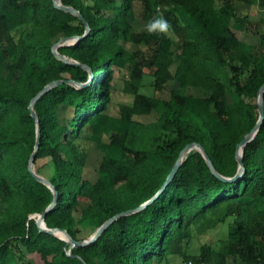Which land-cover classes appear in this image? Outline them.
<instances>
[{
    "label": "trees",
    "instance_id": "trees-1",
    "mask_svg": "<svg viewBox=\"0 0 264 264\" xmlns=\"http://www.w3.org/2000/svg\"><path fill=\"white\" fill-rule=\"evenodd\" d=\"M236 1H59L73 13L56 0H0V264H35L31 255L41 264H166L172 256L264 264V118L241 147L244 172L229 181L240 171L239 145L259 123L264 87V32L253 24L256 42L237 36L250 21ZM240 1L264 9V0ZM134 3L144 19L169 22L178 52L165 34L133 32ZM120 41L154 42V53L139 62ZM116 66H128L123 91L133 96L118 117L105 113ZM145 69L155 90L173 83L168 99L144 92ZM152 111L155 121L134 120ZM39 137L33 170L43 177L35 165L49 158V184L29 169ZM191 143L218 175L192 148L160 193ZM81 199L79 221L94 235L117 218L91 244L73 246ZM44 213L41 226L54 234L38 226ZM195 234L208 238L198 254L190 252Z\"/></svg>",
    "mask_w": 264,
    "mask_h": 264
},
{
    "label": "rangeland",
    "instance_id": "rangeland-1",
    "mask_svg": "<svg viewBox=\"0 0 264 264\" xmlns=\"http://www.w3.org/2000/svg\"><path fill=\"white\" fill-rule=\"evenodd\" d=\"M235 7L238 8L243 15H246L248 20L250 21V23L247 24L246 26V32L244 33L240 31L236 32L237 36L246 42H256L258 40L259 34H255V29L252 25L257 24L258 26H260L258 31L264 32V9L257 5L244 3L240 0H237L235 2ZM134 13H135V20L132 23L133 32L148 33L145 30V25H147L149 21L143 18L144 11L140 3H134ZM165 35L173 39L172 50L178 52L180 50V45L178 43L177 37L172 33L171 30ZM120 44L129 52H137L139 55L138 57L139 62H142L144 59L150 58L153 55L155 49L154 42L151 44H146L143 42H141L140 44H133L131 42L120 41ZM174 69L175 66L171 68L172 72L174 71ZM113 70H114V80L111 83L110 101L107 105V109L105 113L114 117H118L120 105L131 104L133 101V96L123 91V82L128 79V75L130 71L128 66H124V67L116 66L114 67ZM145 72L147 74L143 78L144 92L162 100L168 99L169 91L173 87V83L171 82L165 83L161 91L155 90L151 85V77L148 75L149 72L148 69H145ZM186 93L191 94L193 92L191 90H187ZM158 114H159L158 111H152L148 115L134 116V120L143 124H147L155 121L158 117ZM70 115H71V111L65 114V116L68 117ZM105 140H107L106 137ZM99 158L100 155L96 153L92 159V162L98 160ZM35 167L43 177L48 178L51 176L52 166L49 158H42L37 160ZM87 177L91 180H95L96 179L95 171H93L92 169H88ZM87 204H88L87 200L81 199L74 212V216L77 221L76 225L78 229V237L79 239H81V241H91L95 236L94 235L95 227L93 226V224H91L90 222L79 221L80 214L82 210L87 206ZM225 231L224 233H226ZM207 239H208L207 236L195 234L190 252L192 254H198L200 245L202 244V242H204ZM28 260H30L35 264H41V260L37 255L29 256ZM183 263L184 262L180 257L172 256L169 258L166 264H183Z\"/></svg>",
    "mask_w": 264,
    "mask_h": 264
},
{
    "label": "water",
    "instance_id": "water-1",
    "mask_svg": "<svg viewBox=\"0 0 264 264\" xmlns=\"http://www.w3.org/2000/svg\"><path fill=\"white\" fill-rule=\"evenodd\" d=\"M59 1H60V0H56V6H57L58 8H61V9L65 10V11H68V12H73V13L76 12V11L73 10L72 8H68V7H63V6H61V5L59 4ZM62 40H64V39H62ZM62 40H61V41H62ZM56 46H57V45H55V47H56ZM91 79H92V76H91ZM53 85H54V84H52L51 86H53ZM51 86L45 88L41 93H39V95L36 97V99H37L41 94L45 93V92H46ZM263 92H264V87L261 88V90H260V94H259V107H260V120H259V123H258V125H257V126H256V127H255V128H254V129H253V130H252L247 136H246V138H245V139L242 141V143L239 145L238 158H239V163H240V171L237 173V175H236L233 179H231V180H229V181H235V180H237L238 178H240V176H241L242 173L244 172V168H243V160H242L243 153H242L241 147H242V146H243V145H244V144H245V143H246V142H247V141H248V140L254 135V133L258 130V128H259V126H260V124H261V122H262V120H263V118H264ZM36 99H34V101L32 102V105H31V111H32V113H33V116L36 118V120H37V122H38V118H37L36 114H35L34 111H33V105H34V102L36 101ZM39 144H40V137L38 138L35 152H34V154L32 155V157H31V159H30V162H29V169H30V171L32 172V174H33V175H34L39 181H41V182H43V183H46V184H49V181H48V180H46V179L43 178V177L38 176V175L34 172V170H33V164H34L35 159H36V153L38 152ZM192 148H196V149H198V150L202 153V155H203V156L205 157V159L207 160V162H208V164H209L211 170H212L215 174L218 175V173L216 172V170H215V168H214V166H213L211 160L209 159V157H208V155L206 154V152L204 151V149H203L200 145H198V144L191 143V144H188V145L185 147V149L181 152L180 157L178 158V160H177L175 166L173 167V169H172L170 175L168 176V178H167V180H166V182H165V184H164L162 190L160 191V193L164 190V188L170 183V181H171V180L174 178V176L176 175V173H177V171H178V168H179V165H180V160H181V157H182L183 153H184L185 151H187V150L192 149ZM160 193H159V194H160ZM157 196H158V195H157ZM149 203H150V202H149ZM149 203H147V204L144 205V206L139 207L137 210L142 209V208L148 206ZM130 212H132V211H130ZM46 213H47V212H46ZM46 213H44V214H42V215L40 216L39 220L37 221L38 226L41 228V230L46 231V232H48V233H52V234H54L57 230H56V231H51V230H48V229H44V228L41 226V221L44 219ZM119 216H120V215H119ZM115 218H117V217H115ZM115 218H114V219H115ZM114 219H112V220H114ZM112 220L108 221V222H107V223H106L101 229H99V231L96 233V235L94 236V238H93L91 241H75V240H73L72 238H69V241L72 243L73 246H85V245H89V244H91V243H92V242H93L98 236H100V234L105 230V228L110 224V222H111ZM63 233L66 234V232H63Z\"/></svg>",
    "mask_w": 264,
    "mask_h": 264
},
{
    "label": "clouds",
    "instance_id": "clouds-1",
    "mask_svg": "<svg viewBox=\"0 0 264 264\" xmlns=\"http://www.w3.org/2000/svg\"><path fill=\"white\" fill-rule=\"evenodd\" d=\"M145 30L150 34H167L171 30V25L161 16L151 19L145 25Z\"/></svg>",
    "mask_w": 264,
    "mask_h": 264
},
{
    "label": "built area",
    "instance_id": "built-area-1",
    "mask_svg": "<svg viewBox=\"0 0 264 264\" xmlns=\"http://www.w3.org/2000/svg\"><path fill=\"white\" fill-rule=\"evenodd\" d=\"M183 264H196V263H194V262H192V261H188V262H185V263H183Z\"/></svg>",
    "mask_w": 264,
    "mask_h": 264
}]
</instances>
